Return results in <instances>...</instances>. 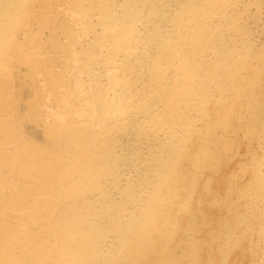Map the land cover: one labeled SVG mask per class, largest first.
Segmentation results:
<instances>
[{
    "label": "bare ground",
    "instance_id": "1",
    "mask_svg": "<svg viewBox=\"0 0 264 264\" xmlns=\"http://www.w3.org/2000/svg\"><path fill=\"white\" fill-rule=\"evenodd\" d=\"M254 1L0 0V264H264Z\"/></svg>",
    "mask_w": 264,
    "mask_h": 264
},
{
    "label": "rangeland",
    "instance_id": "2",
    "mask_svg": "<svg viewBox=\"0 0 264 264\" xmlns=\"http://www.w3.org/2000/svg\"><path fill=\"white\" fill-rule=\"evenodd\" d=\"M54 1H56V2H59V3H62V5H57L53 10H52V12L53 13H59V12H64L62 15H64L65 13V16H64V19L65 20H67L68 21V19L71 17V15L73 14V9L71 10V9H68L67 11H66V5H65V3L63 2V0H54ZM246 2H248V1H246ZM257 2H259V3H257ZM257 2L256 1H254V3H252V4H250V13H253L252 15L251 14H248L247 15V17H246V19H244V20H246V23H247V25L249 26H247V28H248V30H250L251 31V33H253V37H254V40L257 42V43H261V42H263L264 41V30L263 29H261V27L262 26H264V0H257ZM245 3V2H244ZM244 3H242L241 5H240V7H243V5H246V3L244 4ZM256 4H258L256 7H255V5ZM36 5V4H35ZM34 5V6H35ZM261 6V7H260ZM36 7H37V5H36ZM35 7V8H36ZM40 8V7H39ZM259 9V14L258 15H256V13H254L253 11L255 10V9ZM252 9V10H251ZM262 14H261V13ZM258 16H259V19H258ZM257 17V18H256ZM56 17H54L53 15L51 16V17H49L48 18V16H46V15H42V17L40 18V23H37L36 21L37 20H35L34 22H33V24H32V28H31V30L28 32H26V33H30V35L31 34H35L37 31H38V29H39V31H40V33L38 34V36H37V39H35L36 41H35V45H36V43H38V42H40L41 44L40 45H42V48H44V49H46L47 51L50 49V47L51 46H55V41H54V39H58V41H59V43L60 44H62V45H65L67 42H69L70 43V41H69V39H68V36L60 29V28H58L57 26H55V24H54V19H55ZM261 18H263L262 20H261ZM250 19V20H249ZM256 21H255V20ZM247 20H248V22H247ZM21 21V20H20ZM19 21V22H20ZM255 21V22H254ZM69 22V21H68ZM252 22V23H251ZM22 23V22H21ZM20 23V24H21ZM24 23V22H23ZM69 23H71V22H69ZM257 23V24H256ZM256 24V25H255ZM263 24V25H262ZM20 26H22V24L20 25ZM76 26V27H75ZM97 26V25H96ZM97 27H99V25L97 26ZM74 28H76L75 30H78V28H79V25H74ZM262 28H264V27H262ZM252 29V30H251ZM23 29H21V31H22ZM254 30V31H253ZM262 30V31H261ZM257 31V32H256ZM23 32V31H22ZM255 32H256V34H255ZM261 32H262V34H261ZM20 34L21 35H19L20 37V40H22V41H24V39H25V41H26V39L28 38V36H27V38L25 37V35L23 36V34L24 33H21L20 32ZM261 34V35H260ZM252 35V34H251ZM257 35V36H256ZM263 35V36H262ZM255 37H256V39H255ZM24 38V39H23ZM261 41H260V40ZM21 42V41H20ZM259 45V44H258ZM25 48H28L27 47V45L26 46H24ZM34 48V47H33ZM57 50H59V51H61L62 50V48H57V49H55L54 51H52V52H50V54L51 55H54V56H56L57 58H59V59H61V60H65V57H64V54H63V52H59V53H57ZM56 64H58V65H62V66H64V64L63 63H61V62H57L56 61ZM56 69H59V66H57L56 67ZM15 86V85H14ZM14 90V91H13ZM13 90H10V92H9V95H10V93H12V95H11V97H13L15 94H18L17 92L15 93V89H13ZM12 91V92H11ZM31 91V89L29 90V89H25V92H24V96L23 97H27V94L28 93H31L30 92ZM14 92V93H13ZM21 111V110H20ZM28 122V123H27ZM25 124V126H24V131L26 132L25 133V135L28 133V131H29V133H28V135L30 136L31 135V137H32V135H33V137H32V140L34 139V137H35V142H38V141H40L41 139H42V137H43V134H42V129H41V127L40 126H36L35 124H33V123H31L30 121H27ZM263 130H264V128H262V131H261V133L263 132ZM263 135H264V132L262 133ZM29 136H27L26 135V137L27 138H29V139H31ZM244 139V138H243ZM241 140L240 141V148H242V149H239L238 147V149H236L238 152H239V154H237L236 152H234V154L233 153H231L230 154V158H229V156H228V159L226 160L227 162H224L223 163V165L221 164V170H223V171H229V170H236L237 169V166H238V162L239 161H241V160H244V159H246L249 155H248V153H247V151H248V148H249V146H250V148L252 149H254V150H256V147L258 146H254V145H256L257 143H252V144H250V143H248V142H250L249 140H247L248 142H246V140L245 139H247V138H245L244 140ZM34 141V140H33ZM246 144V145H245ZM242 146V147H241ZM247 147V148H246ZM255 147V148H254ZM250 148H249V150H250ZM240 151H245V152H240ZM242 153V154H241ZM235 154L238 156H235ZM234 155V156H233ZM236 157V158H235ZM240 157H242L241 159H240ZM243 157H246V158H243ZM238 159H240V160H238ZM225 161V160H224ZM231 162V163H230ZM228 163V164H227ZM226 164V165H225ZM231 164V165H230ZM229 165V166H228ZM223 167H226V168H223ZM223 168V169H222ZM226 169V170H225ZM209 172V171H208ZM205 173H207V172H205ZM212 172H210V175H213V173L211 174ZM229 173V172H228ZM219 177H221V176H219ZM219 177H218V180L219 181H221L222 182V178H221V180L219 179ZM246 177V178H245ZM245 177H243V179H247V176H245ZM242 179V180H243ZM215 206H217V205H215ZM215 208V207H214ZM216 209V208H215ZM215 209H211L210 210V212H209V214L212 212V211H215ZM209 210V209H208ZM217 210V209H216ZM213 213V212H212ZM211 213V214H212ZM215 213V212H214ZM212 214V216H211V214H210V216L209 217H211L212 219H213V217H214V220H215V217H217V216H214L215 214ZM208 217V216H207ZM208 220H209V218H207ZM205 224H207V227L209 228V225H208V223H205ZM241 244H243V246L245 245V242L244 243H241ZM237 249V250H236ZM239 247H235V249L233 248V250L231 251V254H232V256L233 257H231L230 256V258H232V260H233V258L234 257H240V255H239ZM237 251V252H234V251ZM235 253V254H233V253ZM230 254V253H229ZM229 258V259H230ZM244 258L245 257H243L242 259L244 260ZM231 260V259H230ZM237 260H240V258H238ZM245 260L247 261L248 260V257H246L245 258ZM218 261V260H217ZM245 261V262H246ZM223 262H224V260H223ZM218 263H219V261H218ZM225 263V262H224ZM227 263V262H226ZM221 264H223V263H221Z\"/></svg>",
    "mask_w": 264,
    "mask_h": 264
}]
</instances>
